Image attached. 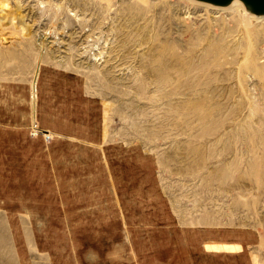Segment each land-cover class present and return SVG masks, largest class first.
<instances>
[{
	"label": "rangeland",
	"instance_id": "1",
	"mask_svg": "<svg viewBox=\"0 0 264 264\" xmlns=\"http://www.w3.org/2000/svg\"><path fill=\"white\" fill-rule=\"evenodd\" d=\"M0 264H264V17L0 0Z\"/></svg>",
	"mask_w": 264,
	"mask_h": 264
},
{
	"label": "water",
	"instance_id": "2",
	"mask_svg": "<svg viewBox=\"0 0 264 264\" xmlns=\"http://www.w3.org/2000/svg\"><path fill=\"white\" fill-rule=\"evenodd\" d=\"M205 3H211L214 5H220L226 7L232 3L233 0H198ZM249 12L255 15H264V0H242Z\"/></svg>",
	"mask_w": 264,
	"mask_h": 264
},
{
	"label": "bare ground",
	"instance_id": "3",
	"mask_svg": "<svg viewBox=\"0 0 264 264\" xmlns=\"http://www.w3.org/2000/svg\"><path fill=\"white\" fill-rule=\"evenodd\" d=\"M196 1H198V0H196ZM199 2H201V1H199ZM202 3H205V2H202ZM209 4H211V3H209ZM238 5L243 6L245 8L246 12H248L252 15H255L254 13L248 11L246 4L242 0H233L232 3L226 7H228V8H229V6L236 7ZM212 6L223 7V6L214 5V4H212ZM255 16H257V15H255ZM262 16L264 17V15H260V16L258 15L257 17H262ZM208 244H209L208 247H210L211 249H217V248L218 249H232V248H234L228 242H213V243H208Z\"/></svg>",
	"mask_w": 264,
	"mask_h": 264
}]
</instances>
